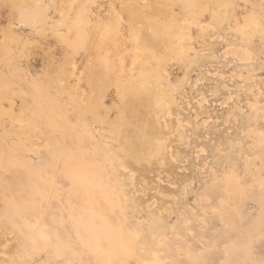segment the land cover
Segmentation results:
<instances>
[{
  "label": "rangeland",
  "instance_id": "rangeland-1",
  "mask_svg": "<svg viewBox=\"0 0 264 264\" xmlns=\"http://www.w3.org/2000/svg\"><path fill=\"white\" fill-rule=\"evenodd\" d=\"M0 264H264V0H0Z\"/></svg>",
  "mask_w": 264,
  "mask_h": 264
},
{
  "label": "bare ground",
  "instance_id": "bare-ground-1",
  "mask_svg": "<svg viewBox=\"0 0 264 264\" xmlns=\"http://www.w3.org/2000/svg\"><path fill=\"white\" fill-rule=\"evenodd\" d=\"M30 5V4H29ZM101 27V26H100ZM100 27H98L97 26V23H96V25H94L92 28H90L89 30H91V31H94V32H96L97 31V29H99ZM102 29V28H101ZM129 64V63H128ZM76 70V69H75ZM72 73H73V71H72ZM71 73V74H72ZM77 76H76V73H75V78L77 77L78 79L80 78L79 77V72H77ZM71 76H73V75H71ZM75 78H73V80L75 81ZM82 79H83V77H81ZM72 79V78H71ZM77 80V79H76ZM78 81V80H77ZM76 82V81H75ZM76 83H78V82H76ZM21 231L23 232V233H25L26 232V230L24 229V228H22L21 229ZM125 231V230H124ZM33 232H34V239L37 241V242H40L39 244H41V242H43L44 244H45V239L47 238V233H46V226L44 225V222H40L37 226H34V228H33Z\"/></svg>",
  "mask_w": 264,
  "mask_h": 264
}]
</instances>
